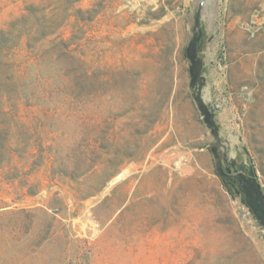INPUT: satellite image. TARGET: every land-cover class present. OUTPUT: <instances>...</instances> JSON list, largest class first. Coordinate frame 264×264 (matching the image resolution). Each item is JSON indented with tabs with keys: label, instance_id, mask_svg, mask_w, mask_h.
Returning a JSON list of instances; mask_svg holds the SVG:
<instances>
[{
	"label": "rangeland",
	"instance_id": "1",
	"mask_svg": "<svg viewBox=\"0 0 264 264\" xmlns=\"http://www.w3.org/2000/svg\"><path fill=\"white\" fill-rule=\"evenodd\" d=\"M46 1L0 0V29ZM200 1H75L52 37L90 76L73 77L79 63L62 57L48 83L51 62L31 65L23 96L0 57L13 148L0 173V264H264V228L216 173L188 86ZM211 1L202 94L217 151L222 164L225 150L244 161L243 145L264 192V0Z\"/></svg>",
	"mask_w": 264,
	"mask_h": 264
},
{
	"label": "trees",
	"instance_id": "2",
	"mask_svg": "<svg viewBox=\"0 0 264 264\" xmlns=\"http://www.w3.org/2000/svg\"><path fill=\"white\" fill-rule=\"evenodd\" d=\"M75 1L77 0H48L43 5L28 4L25 7V13L11 21L5 29H0L1 62L2 64L13 63V76L16 80L19 79V81H22L21 84L18 82L17 85L16 92L18 96H23L22 88H24L25 85L24 80L28 76L29 66L31 65L41 70L46 68V61L51 62L49 67L51 71L44 81L48 83L50 80L64 73L60 72V61L62 57H67L69 60L79 63V68L81 67V70H76L73 77L83 79L84 77L87 78L90 76L88 70H82L81 63L83 61L72 54V51L66 47L64 39L52 37L56 30H58L61 24L66 20V17L71 15V8L69 6ZM75 11L81 16L80 18L82 20H88L90 19V15L84 17L82 14H90L92 9L82 10L78 8L75 9ZM11 38H14V41L8 46L5 42ZM39 40H47L49 46H41L42 43H38ZM34 42L36 47L33 46ZM19 43L23 44V51H15ZM11 50H14V59H9L8 52ZM4 99H7V96L4 97ZM1 113L3 115H9L5 109H2ZM6 132V128L0 126V173L13 152L11 139ZM222 181L227 187V190L231 192V188L227 185L228 183L223 179ZM239 196L244 202L243 197L241 195Z\"/></svg>",
	"mask_w": 264,
	"mask_h": 264
},
{
	"label": "water",
	"instance_id": "3",
	"mask_svg": "<svg viewBox=\"0 0 264 264\" xmlns=\"http://www.w3.org/2000/svg\"><path fill=\"white\" fill-rule=\"evenodd\" d=\"M202 4L203 1L201 0L194 10L192 37L189 39L186 46V57L189 60L188 86L203 122L210 129L215 140V143L210 146V150L214 158L217 174L223 178V176H229L230 172L233 171L232 174L236 180L234 193L243 197L244 203L249 207L253 215L264 228V193L256 178L252 160L248 155L246 148L243 145H240V148L245 153L244 161H237L233 157L228 158L225 150L222 159L227 165H230V167L226 168L222 166V161L217 151L219 127L215 120L211 103L206 102L202 94L205 81L202 71L206 72V66L203 65V56L201 55V52L204 42L211 38L206 35L205 24L201 21Z\"/></svg>",
	"mask_w": 264,
	"mask_h": 264
},
{
	"label": "flooded vegetation",
	"instance_id": "4",
	"mask_svg": "<svg viewBox=\"0 0 264 264\" xmlns=\"http://www.w3.org/2000/svg\"><path fill=\"white\" fill-rule=\"evenodd\" d=\"M222 166L224 168L226 167H230V165H227V164H222ZM233 171L230 172L229 176H223V179L230 185L232 186L233 188H235L236 186V180L232 174Z\"/></svg>",
	"mask_w": 264,
	"mask_h": 264
},
{
	"label": "bare ground",
	"instance_id": "5",
	"mask_svg": "<svg viewBox=\"0 0 264 264\" xmlns=\"http://www.w3.org/2000/svg\"><path fill=\"white\" fill-rule=\"evenodd\" d=\"M203 1V4H202V6H201V8H207L208 6H209V4H210V2L211 3H213L211 0H202ZM199 4V3H198ZM212 5V4H211ZM214 5V4H213ZM211 7V6H210ZM203 10H205V9H203ZM213 12V11H212ZM212 12H210V13H212ZM207 13V12H206ZM208 14V13H207ZM213 14V13H212ZM209 15V14H208ZM210 16V15H209ZM234 141V140H233Z\"/></svg>",
	"mask_w": 264,
	"mask_h": 264
}]
</instances>
